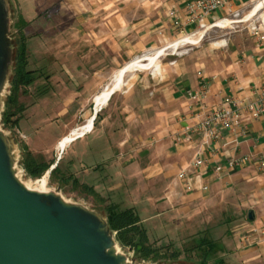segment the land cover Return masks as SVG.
Listing matches in <instances>:
<instances>
[{
    "label": "rangeland",
    "instance_id": "1",
    "mask_svg": "<svg viewBox=\"0 0 264 264\" xmlns=\"http://www.w3.org/2000/svg\"><path fill=\"white\" fill-rule=\"evenodd\" d=\"M10 1L9 37L16 42L15 47H17L18 35L13 25L22 11L28 21L23 29L27 46V69L33 71L32 84L27 87L25 94H19L18 101L25 109L21 113L17 127L11 132L18 144L17 148L28 141L29 149L35 154L38 151L40 153L36 154L37 161L47 163L57 159L55 148L57 140L73 127L83 124L93 108L92 102L82 105L77 98H73L75 92L81 89V80L73 79L63 72L64 70L59 69L65 64L98 63L99 57L93 50L90 51L91 57L84 56L86 48L85 50L83 48L87 41L83 40L80 34L86 29L83 24L73 21L75 13L78 15L88 11L82 2V5L77 4L79 7L77 11L75 7L70 6L72 3L53 9L50 0H18V6L14 0ZM251 6L252 2H248L237 11L222 15L220 18L239 21L225 28H209L199 44L185 46L176 54L167 50L166 54L158 60L160 65L158 74L153 75L148 71L135 72L131 89L126 91V88H123L116 92L107 106L99 112L100 118L95 121V131L105 117L107 132H117L122 137L124 165L130 163V158L139 162V168L131 166L129 170H120L121 175L116 180L120 183L119 187L110 188L114 184L105 177L107 170L101 166L104 160V157H101L104 144L94 135L73 143L59 157L55 165L58 164L57 175L65 177L63 181L50 177V172L47 175V190L58 191L67 201L80 203L102 212L105 202L115 203L120 209L134 208L135 213L143 220L141 225L146 231L148 241L159 251L156 260L146 261L145 264L170 261L169 255L175 251L179 252L176 261L181 264H218L219 259L222 258L218 245L228 225L236 219V215L231 214L235 209L233 202L228 201V198L226 200L220 198L217 203L212 200L198 209L195 208L194 212L173 217L175 222L169 226L163 225V217L143 219L150 216L156 208H160L159 211L162 210V207L150 200L154 192L140 169L161 158L160 154L153 152L156 134L161 130L173 128L182 117V114L177 113L178 102L173 93L180 69L184 71L185 66H188L196 73L198 66L196 67L195 63L198 61H204L208 66L213 67L214 61L224 58L229 50H250L256 44V36L251 33L253 27L264 34V7L250 20L242 21ZM54 12L59 15L58 24L55 21L57 17L53 15ZM89 27L94 29L98 26L92 24ZM191 29H185L182 34L175 29L174 35L167 38H163L158 33L160 38L141 48L132 57L124 56L121 65L134 56L189 33ZM53 31L60 33L61 36L52 41L51 32ZM71 32L72 35L78 33L79 38L72 40ZM55 42L58 45L53 53L50 47ZM125 45L126 41H124ZM68 46L74 47L76 52L70 54ZM121 65H116L115 69ZM201 69L203 70V67ZM202 70L199 71L202 73ZM113 72L111 71L107 81ZM52 76L54 78L50 79ZM8 89L7 86L5 95L8 94ZM24 134L27 140L22 137ZM35 144L37 147L33 148L36 151L31 148ZM72 155L75 159L69 162ZM98 164H100L98 169L91 168ZM70 170L76 173V179H73ZM18 176L26 185L32 188L38 187L35 183L37 178L30 176L23 169L22 172L18 171ZM87 186H92L97 194L92 193ZM231 218H233L232 221L228 223L227 219ZM202 240L209 241L203 249L198 246ZM208 246L209 253L204 259L205 262L202 263V252L207 250ZM118 248L128 256L129 260H133V252L127 248Z\"/></svg>",
    "mask_w": 264,
    "mask_h": 264
},
{
    "label": "crops",
    "instance_id": "2",
    "mask_svg": "<svg viewBox=\"0 0 264 264\" xmlns=\"http://www.w3.org/2000/svg\"><path fill=\"white\" fill-rule=\"evenodd\" d=\"M50 1L53 9L72 3L70 6L78 11L77 4L81 2L88 9L85 13L78 15L75 13L73 21L83 24L86 29L80 34L82 39L87 41L83 48V50L86 48L84 56L91 57L90 51L93 50L99 57L98 63L65 64L59 69L64 70L63 72L71 78L81 80V89L75 92L73 98H77L82 105L92 102V96L107 83L109 74L116 70V65H121L124 56L132 57L141 48L153 43L156 38H160L158 33L163 38L174 35L176 30L173 21L176 17L182 22L180 29L185 31L194 26L183 24L186 6L192 0ZM252 1L225 0L223 7L215 11L207 22L212 21L214 17L220 18L224 14L237 11L238 8ZM14 2L17 6L19 5L18 0ZM20 15L28 23L22 11ZM53 15L57 17L55 21L58 24L59 15L57 12ZM92 24L98 27L91 29L89 25ZM71 35L72 32L70 34L72 40L79 38L78 33L73 34V37ZM59 36H61L60 33L51 32L52 41ZM124 41H126L125 46ZM56 45H58L57 42L50 47L53 53L57 48ZM68 51L73 54L75 48L68 46ZM195 65L198 66L196 73L188 66H185L184 71L180 69L178 72L179 77L174 84L173 93L178 102L177 113L182 114V117L173 128L161 130L156 134L153 152L160 154L161 158L140 169L154 192L150 200L162 207V210L159 211L160 208H156L150 216L143 219L163 217V225L169 226L175 222L173 217L177 215H187L194 212L195 208L198 209L212 200L217 203L220 198L223 200L228 198V201L233 202L235 209L231 214L236 215V219L233 221V218L227 219L228 223L230 221L232 223L228 225L225 234L220 238L218 246L222 254L221 264H264V176L257 169V159H264V112L256 119L242 113V120L246 125L244 134L222 131L219 139L208 141L207 144L204 143L206 139L202 133L185 134L183 130L186 124H193L203 117V113L196 106L191 105L187 97V92L198 90L201 82H204L207 88L205 101L209 107L218 104L222 95L232 96L241 107L253 101L264 102V52L256 42L247 51L229 50L224 58L214 61L213 67L208 66L204 61H198ZM199 70H202V73ZM53 78V76L50 77V79ZM82 111L84 112L85 108ZM94 111L92 108L88 114V117L91 113L95 116L93 130L77 138L66 148L90 135H94L98 140L101 139L104 144L101 150V157H104L101 166L107 170L105 177L114 184L110 188L119 187L120 183L116 180L121 175L120 170H129L131 166L139 168V162L130 158V163L124 165L122 161L124 144L121 135L117 132H107L105 117L95 131V121L100 118V111ZM24 135L27 140L26 134ZM25 144L29 145V142L26 141ZM213 146L214 154L210 151ZM33 147L37 145L31 148L34 149ZM65 150L60 155H56V160L48 162L52 163L49 169L55 166ZM30 152L35 157L36 154H40L39 151L36 154L31 150ZM197 155H202L208 161L207 170L204 171L205 174L197 186L206 183L208 189L185 194L182 192L176 173L180 168H186ZM245 155H250V160L231 170L227 169L226 161L229 158H240ZM74 159L75 156L72 155L69 162H73ZM99 165L91 166V168L96 170ZM215 167H219L222 171H215ZM71 173L73 179H76V173L72 171ZM87 187L92 193L97 194L92 186ZM108 203L111 202H105V204ZM249 210H252L254 214L252 221L247 218ZM142 221L140 219V224ZM252 229H257L258 232L251 234Z\"/></svg>",
    "mask_w": 264,
    "mask_h": 264
},
{
    "label": "water",
    "instance_id": "3",
    "mask_svg": "<svg viewBox=\"0 0 264 264\" xmlns=\"http://www.w3.org/2000/svg\"><path fill=\"white\" fill-rule=\"evenodd\" d=\"M10 12L11 1L0 0V119L16 53V42L9 37ZM17 145L11 130L0 123V264H145L134 255L129 260L119 250L104 210L67 201L58 191H39L22 182ZM247 218L254 219L252 210Z\"/></svg>",
    "mask_w": 264,
    "mask_h": 264
},
{
    "label": "built area",
    "instance_id": "4",
    "mask_svg": "<svg viewBox=\"0 0 264 264\" xmlns=\"http://www.w3.org/2000/svg\"><path fill=\"white\" fill-rule=\"evenodd\" d=\"M224 3L225 0H192L188 3L183 24L195 26L193 30L188 32H194L207 25L213 24L216 20L224 19H215L214 17L212 23L207 22V19L213 15L215 11L221 9ZM181 23L178 17L173 21L174 28L182 34L184 29H180ZM251 33L256 36L258 47L264 52V34L256 27L252 28ZM187 97L191 105L196 106L203 113V117L193 124H186L183 127L184 133H202L203 137L206 139V142H204L205 144H207L208 141L212 142L219 139L222 131H229L231 133L240 132L241 135L244 134L246 132V125L242 120V113H246L250 118L256 119L264 112L263 101H253L241 107L230 95H222L218 104L209 107L205 101L207 98V88L204 82L200 83L198 90L188 91ZM22 137L25 136L22 135ZM210 151L214 154V146ZM215 152H217L216 148ZM250 157V155H245L240 158L231 157L226 161V167L231 170L245 163L247 160H250ZM207 165V158L202 157V155H197L186 168H180L177 171L176 178L181 184L183 193L188 194L196 190L208 189L206 183H201L197 186V183L202 180L205 174L204 171L207 170ZM257 169L260 174L264 176V159H257ZM214 170L222 171L219 167H215ZM257 232V229H252L250 231L251 234H256Z\"/></svg>",
    "mask_w": 264,
    "mask_h": 264
},
{
    "label": "trees",
    "instance_id": "5",
    "mask_svg": "<svg viewBox=\"0 0 264 264\" xmlns=\"http://www.w3.org/2000/svg\"><path fill=\"white\" fill-rule=\"evenodd\" d=\"M27 26V22L20 15L13 27L16 29L18 35L16 53L14 58L13 73L10 80V86L5 101L4 110L1 113L0 123L3 128L12 130L17 127L18 121L21 117V113L25 109L18 101L19 94H25L27 87L33 82V71L27 69V46L25 43V35L23 29ZM98 116V115H97ZM21 157L19 165L30 176L39 178L50 167L52 163H45L37 161L38 158L28 149L25 144L20 145ZM58 164L50 170V177H56L58 180L63 181L65 177L63 175L59 177L57 175ZM106 213L107 224L111 231L115 233V240L121 248H127L133 252V255L140 261L156 260L159 255L158 249L151 246L148 241L146 231L140 224V219L135 213L133 208L120 209L115 203H108L104 206ZM209 241L202 240L198 243L199 248L203 249L205 244ZM215 245V243H214ZM205 250L202 252V263L209 253ZM214 246V252H215ZM169 260H176L179 257V252L175 251L171 253ZM218 264H221L219 259Z\"/></svg>",
    "mask_w": 264,
    "mask_h": 264
},
{
    "label": "bare ground",
    "instance_id": "6",
    "mask_svg": "<svg viewBox=\"0 0 264 264\" xmlns=\"http://www.w3.org/2000/svg\"><path fill=\"white\" fill-rule=\"evenodd\" d=\"M263 7L264 0H253L250 10L243 17L242 21L250 20L252 17L260 13ZM237 21L239 20H230L229 18L217 20L213 24L207 25L204 28L181 35L169 42H166L162 46L153 48L150 51H146L140 55L134 56L133 58L125 62L122 66L117 68L112 73L107 83H105L101 87V89L92 96L93 109L96 112H99L104 106L107 105L114 93L122 90L123 88H126V91H129L133 86V77L135 75V72L148 71L151 72L153 75L158 74L160 72V65L158 60L161 56L166 54L167 50H170L173 54H176L179 49L185 46H194L199 44L200 41L203 39L205 32L209 28H225L231 23ZM178 55L180 54L178 53ZM124 70L125 72L124 74H122V71ZM112 91L114 92L112 93ZM94 118L95 116L93 115V113H91V115L83 124L73 127L71 130L68 131L67 134H64L62 137H60L55 144V147L58 151L57 155H60L65 150L67 145L72 143L74 140L84 136V134L86 133H90L93 130ZM48 173L49 171L45 172L42 177L35 180V183L38 184V187L34 189L39 191H47L46 178Z\"/></svg>",
    "mask_w": 264,
    "mask_h": 264
}]
</instances>
